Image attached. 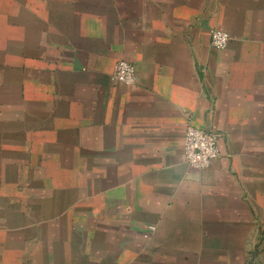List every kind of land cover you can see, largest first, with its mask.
Returning a JSON list of instances; mask_svg holds the SVG:
<instances>
[{
  "label": "crops",
  "instance_id": "obj_1",
  "mask_svg": "<svg viewBox=\"0 0 264 264\" xmlns=\"http://www.w3.org/2000/svg\"><path fill=\"white\" fill-rule=\"evenodd\" d=\"M0 264H264V0H0Z\"/></svg>",
  "mask_w": 264,
  "mask_h": 264
},
{
  "label": "built area",
  "instance_id": "obj_2",
  "mask_svg": "<svg viewBox=\"0 0 264 264\" xmlns=\"http://www.w3.org/2000/svg\"><path fill=\"white\" fill-rule=\"evenodd\" d=\"M230 40L231 37L227 32L219 29L211 30V44L214 48L224 50L228 47ZM111 80L127 86H133L136 83V69L129 62L120 60L114 66ZM184 152L189 166L198 170L207 169L213 161L221 157L219 135L188 126L185 135ZM149 229L153 233L156 227L151 226ZM145 237L148 238L149 235L146 234Z\"/></svg>",
  "mask_w": 264,
  "mask_h": 264
}]
</instances>
